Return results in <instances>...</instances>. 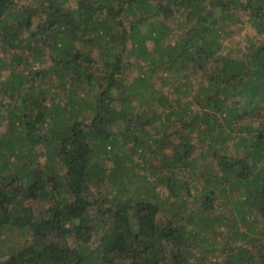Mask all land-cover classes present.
<instances>
[{
  "label": "trees",
  "instance_id": "1",
  "mask_svg": "<svg viewBox=\"0 0 264 264\" xmlns=\"http://www.w3.org/2000/svg\"><path fill=\"white\" fill-rule=\"evenodd\" d=\"M21 1L0 264H264V0Z\"/></svg>",
  "mask_w": 264,
  "mask_h": 264
},
{
  "label": "rangeland",
  "instance_id": "2",
  "mask_svg": "<svg viewBox=\"0 0 264 264\" xmlns=\"http://www.w3.org/2000/svg\"><path fill=\"white\" fill-rule=\"evenodd\" d=\"M28 2V0H22L21 1V3H27ZM179 15H177V16H175V17H178ZM175 20H176V18H171V19H169L168 21H166L170 26H172V27H174V24H175ZM246 34H248V35H252V36H255V34H256V32H255V30L253 29V28H249V27H245V28H243V30L241 31V33L239 34V37H241V38H243V36L244 35H246ZM46 59H47V57H45V63L44 64H46ZM0 129H1V127H0ZM159 189V188H158ZM220 258V256L218 257V258H216V259H219ZM215 259V260H216Z\"/></svg>",
  "mask_w": 264,
  "mask_h": 264
}]
</instances>
